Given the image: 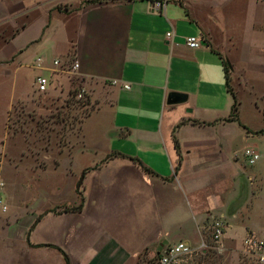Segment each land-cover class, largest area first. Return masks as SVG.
I'll return each instance as SVG.
<instances>
[{"label":"crops","instance_id":"obj_1","mask_svg":"<svg viewBox=\"0 0 264 264\" xmlns=\"http://www.w3.org/2000/svg\"><path fill=\"white\" fill-rule=\"evenodd\" d=\"M90 1L0 0L6 136L14 107L35 103L39 76L50 79L45 95L65 101L85 90L91 106L68 145L35 154L21 139L20 162L37 160L11 173L21 189H0L8 211L15 205L0 217V264H139L180 241L199 247L217 220L226 241L258 235L244 212L262 170L247 172L231 151L240 125L264 118V3ZM192 36L203 47L189 48ZM227 67L239 123L226 121ZM177 94L186 100L173 102ZM1 144L0 167L10 149ZM42 156L54 170L39 165ZM38 172L43 179L31 183Z\"/></svg>","mask_w":264,"mask_h":264},{"label":"rangeland","instance_id":"obj_2","mask_svg":"<svg viewBox=\"0 0 264 264\" xmlns=\"http://www.w3.org/2000/svg\"><path fill=\"white\" fill-rule=\"evenodd\" d=\"M35 103L33 106L20 103L17 104L11 111L10 118L7 125L8 135L6 136L5 127L1 120L0 114V150L1 142L8 145L9 152L6 157L3 158L2 165L0 167L1 177L0 182L4 183L16 190V186L21 189L22 184H14V178L12 177V172L20 170L23 164H29L36 158L31 156L30 159L25 158L21 162L20 145L21 139L23 137L31 143L32 151L36 154L37 152L52 151L55 143L59 142L64 145L69 144L70 138L73 135H78L82 126L84 118L91 112V106L86 105L75 106V97L70 96L65 101H57L55 97L47 96L45 94L36 93ZM1 109V108H0ZM1 112V111H0ZM246 126V130L243 128ZM239 128L238 137L236 143L233 144L231 152H237L239 155V167H244L247 172H255L259 169L262 170L263 182L255 186L253 191L249 192V199L247 202V208L244 212L246 216L250 217V222L255 228L254 231L258 233L261 238H264V135H256V132L264 129V118L260 117L257 120L248 121L247 124ZM251 132V133H248ZM17 136V137H14ZM3 146V145H2ZM246 147L255 148L261 155V159L254 166L249 165L242 153ZM234 155V153H232ZM39 157V165H46V168L55 169L56 161ZM47 158V157H46ZM41 173L38 172L31 183H38L43 177H38ZM245 184L250 186V182L245 179ZM242 186V185H241ZM255 189V190H254ZM23 200L20 196L18 197L15 204L22 208L21 214H23ZM9 211L7 213H1L0 217H7L9 213L14 211V204L8 205ZM254 208L252 209V207ZM252 210V211H251ZM251 211V215L248 214ZM246 218V217H245ZM225 225V224H224ZM214 222L210 223L206 229L203 240L207 244L215 243L211 236L213 233ZM226 231V227L224 232ZM243 233L242 229L239 230ZM225 236V233H224ZM222 243L232 249L231 252H225L220 254L223 257L222 264H256L254 259L244 256L242 251L241 242H233L225 240L222 238ZM154 259H148L143 255L141 257L139 264H154ZM187 258L184 259L182 263H186Z\"/></svg>","mask_w":264,"mask_h":264},{"label":"built area","instance_id":"obj_3","mask_svg":"<svg viewBox=\"0 0 264 264\" xmlns=\"http://www.w3.org/2000/svg\"><path fill=\"white\" fill-rule=\"evenodd\" d=\"M264 3V0H260ZM174 37V33H167V38L171 39ZM186 45L191 49H200L203 47V40L192 36L186 40ZM42 60L39 59V66ZM55 65H60V61H55ZM80 64L76 62L73 66V70L77 71ZM50 79L45 76H39L36 80V89L39 94H46L49 91ZM129 89V86H125ZM75 106H86L88 104L87 93L85 90H81L75 94ZM244 159L246 162L253 166L261 159V155L253 148H248L243 152ZM4 187V183L0 182V189ZM0 207L3 212L8 211V207L5 204L3 197L0 195ZM225 225L222 221H215L212 233V240L215 241V246L213 247L219 254H224L227 251L226 246L222 243V238L224 237ZM209 248V244L204 240L199 247L195 248L187 242L180 241L176 244L168 246L165 250L154 258V264H182L185 258L193 256L195 253L203 252ZM244 256L254 259L256 264H264V238H261L257 234L249 233L242 241V251Z\"/></svg>","mask_w":264,"mask_h":264},{"label":"trees","instance_id":"obj_4","mask_svg":"<svg viewBox=\"0 0 264 264\" xmlns=\"http://www.w3.org/2000/svg\"><path fill=\"white\" fill-rule=\"evenodd\" d=\"M94 1L95 0H92L90 2H94ZM227 86H228V88H229V90L233 96L234 104H233L232 109H231L230 117L226 121L239 123L240 122V117H239V115H240V102H239V99H238L236 93L230 87V77H229V68L228 67H227ZM194 123L201 124L199 122H194ZM181 124H184V122ZM202 124H204V123H202ZM255 134L264 135V129L259 131V132H256ZM174 141H175V147L178 151V154L180 156V162H181V160H182L181 146H180V143H179L178 139L176 138V136H174ZM112 156H114V154ZM112 156H110V157H112ZM145 171L151 173V170L148 168H145ZM82 204H80L78 206L66 207V208L65 207H59L57 209L51 210L50 212L57 213V214H60L64 211L79 212L82 210V206H83ZM214 246H215V244L210 243L208 249L204 250L203 252L195 253L191 257H187V262L182 263V264H222L223 257L216 250L213 249ZM231 251H232V249L227 248L226 253L231 252ZM66 264H68V262Z\"/></svg>","mask_w":264,"mask_h":264},{"label":"water","instance_id":"obj_5","mask_svg":"<svg viewBox=\"0 0 264 264\" xmlns=\"http://www.w3.org/2000/svg\"><path fill=\"white\" fill-rule=\"evenodd\" d=\"M203 44H205V43H203ZM172 98H173V102H175V103H182L183 101L186 100V97L185 96L178 95V94L177 95H174ZM82 180L83 179L80 180L79 185H78V188H80V186L82 184Z\"/></svg>","mask_w":264,"mask_h":264}]
</instances>
